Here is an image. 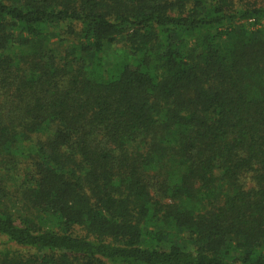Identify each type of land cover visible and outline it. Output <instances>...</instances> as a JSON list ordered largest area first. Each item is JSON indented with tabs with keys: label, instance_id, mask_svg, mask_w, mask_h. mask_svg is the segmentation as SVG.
Here are the masks:
<instances>
[{
	"label": "trees",
	"instance_id": "trees-1",
	"mask_svg": "<svg viewBox=\"0 0 264 264\" xmlns=\"http://www.w3.org/2000/svg\"><path fill=\"white\" fill-rule=\"evenodd\" d=\"M0 264H264V0H0Z\"/></svg>",
	"mask_w": 264,
	"mask_h": 264
},
{
	"label": "rangeland",
	"instance_id": "rangeland-1",
	"mask_svg": "<svg viewBox=\"0 0 264 264\" xmlns=\"http://www.w3.org/2000/svg\"><path fill=\"white\" fill-rule=\"evenodd\" d=\"M0 242H1V240H0Z\"/></svg>",
	"mask_w": 264,
	"mask_h": 264
}]
</instances>
